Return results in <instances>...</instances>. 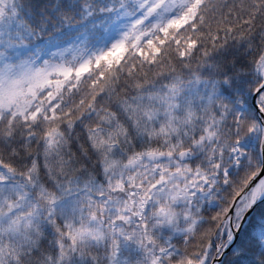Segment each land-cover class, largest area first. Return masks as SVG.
I'll return each mask as SVG.
<instances>
[{"label":"snow or ice","instance_id":"1","mask_svg":"<svg viewBox=\"0 0 264 264\" xmlns=\"http://www.w3.org/2000/svg\"><path fill=\"white\" fill-rule=\"evenodd\" d=\"M0 264H264V0H0Z\"/></svg>","mask_w":264,"mask_h":264}]
</instances>
